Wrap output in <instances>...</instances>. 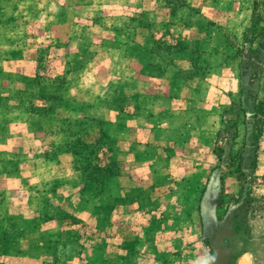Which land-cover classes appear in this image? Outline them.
<instances>
[{
	"label": "crops",
	"instance_id": "0c3cea01",
	"mask_svg": "<svg viewBox=\"0 0 264 264\" xmlns=\"http://www.w3.org/2000/svg\"><path fill=\"white\" fill-rule=\"evenodd\" d=\"M7 1L15 7L17 19L31 15L42 25L49 46L54 47L50 52L65 48L64 63L74 57L88 59L81 60V64L88 61L87 68L78 66L80 71L69 85L82 88L74 96L89 109L88 118L111 126L110 147L118 153L121 173L105 180L99 195L91 198L80 191V176L67 155L51 160L36 157L51 147L42 143L41 129L43 138L53 130L59 142L64 140L53 124L48 128V117L0 111V264L149 263L157 244L146 240L147 217L153 213L146 203L160 198L165 185L175 182L176 163L160 152L174 142L186 150L192 145L189 136L198 132L192 120L197 82L187 79L189 89L179 94L166 76L165 60L179 53L158 55L150 48L157 36L145 25L143 14L156 20L165 6L156 0ZM45 6L52 11H45ZM114 9L120 12L110 11ZM140 15L144 25H133ZM169 20L171 25L179 23ZM85 22L100 26L98 33L89 34L82 26ZM119 22L121 26L116 25ZM16 54L13 63H21L20 69L24 50ZM180 55L177 68L188 70L190 52ZM9 57H1L3 72L25 77L24 72L5 66ZM86 78L104 95L90 96L84 90ZM11 86L0 81V91ZM92 128L95 138L97 129Z\"/></svg>",
	"mask_w": 264,
	"mask_h": 264
},
{
	"label": "rangeland",
	"instance_id": "374dc122",
	"mask_svg": "<svg viewBox=\"0 0 264 264\" xmlns=\"http://www.w3.org/2000/svg\"><path fill=\"white\" fill-rule=\"evenodd\" d=\"M156 1L168 7L158 12L161 14L156 20L149 18L147 12L143 19H151L149 23L158 43L172 45L170 54L179 53L165 59L169 66L166 76L173 88L180 94L189 89V86L185 87L187 79L197 82L192 86L198 95L192 120L196 127L193 129L198 132L189 136L188 142L192 145L186 150L181 145L175 147L174 142L160 152L162 158L176 163L175 182L165 185L160 198L146 203L153 210L147 217L146 240L157 244L156 249L153 248L155 254L147 264H204L207 257L213 258L210 264H264V112L258 118L254 114L255 105L262 103L264 108V53L250 62L235 57L242 33L250 25L251 11L255 9L264 16V0ZM15 10L10 16H4L6 29L3 32L0 27V58L10 55L5 59V66L15 72H24L31 80V92L24 90L20 99L29 95H50L54 89L58 97L56 102L33 100V105L64 106L48 118L87 117L89 109L78 104L74 96L82 88L69 84L77 77L78 66L84 64L83 68H87L88 61L85 60L88 59L74 57L64 63L65 48L57 47L56 51L50 52L54 47L49 46L42 25L31 20V15L24 20L17 19ZM44 10L52 11L48 6ZM170 18L179 20L178 24H173L176 27L169 25ZM82 26L92 35L97 34L100 27L88 22ZM129 48L136 49L134 46ZM12 49L24 50V63L20 69L17 66L21 63H13L17 54H11ZM184 51L191 54L188 70L177 68ZM209 69H215V72L207 71ZM251 73H257V76L251 78ZM86 79L84 90L90 96L104 95L103 89ZM10 85L0 91V103L6 104L0 105V111L4 113H14L6 109L17 104L7 98H15L17 91H22V83L16 78ZM88 103L94 105L95 101ZM190 117L187 120H191ZM92 129V126L80 129L79 133L87 143L95 139ZM111 129L107 126L108 132ZM41 130L42 143L54 148L60 137L52 130L43 138L44 129ZM117 154L113 150L119 175L121 163ZM68 157L71 165L72 158ZM182 162H186L185 167H178Z\"/></svg>",
	"mask_w": 264,
	"mask_h": 264
},
{
	"label": "trees",
	"instance_id": "16d2710c",
	"mask_svg": "<svg viewBox=\"0 0 264 264\" xmlns=\"http://www.w3.org/2000/svg\"><path fill=\"white\" fill-rule=\"evenodd\" d=\"M7 6H9L12 11H6ZM13 6V5H12ZM10 6L7 0H4L0 3V27L1 32L6 29V24L3 22L5 20L4 16L12 14L15 10V7ZM165 8L168 5H164ZM178 9V8H177ZM169 13L171 16L176 12ZM251 22L249 27L242 33L241 37V45L238 49L235 50V57L242 60V58L246 59L248 62L250 60L257 59V56L262 52L264 53V16L256 13V10L253 9L251 11ZM140 18L133 19L132 24L134 22L137 25H144V21ZM10 22V21H9ZM148 22L147 27L152 26ZM169 21V25H170ZM136 25V26H137ZM154 32V31H153ZM15 45V42L14 44ZM172 45L158 43L157 40L151 42V50L153 53L161 55L164 53H171ZM19 50V49H17ZM16 50L14 49V52ZM243 54L246 55L243 56ZM0 60H3L1 58ZM258 62V60L256 61ZM250 72V71H249ZM257 73H251V78H255ZM13 78H16L17 82L22 83V91H17L15 98H7L15 102L17 105L13 108H8L7 111L14 113H24V114H35L43 117L54 115L57 110H62L64 106L59 107H47V106H37L33 105V100H47L56 102L58 97L55 96V90L53 89L52 94L50 95H36L32 97L29 95L26 99H20V96L23 95V91L26 89L31 92L33 87L31 85V80L27 77L23 76H14L11 73H4L0 68V81L6 80L9 84L13 81ZM0 105L6 106V104L0 103ZM67 112V111H64ZM264 108L262 107V103H259L254 106V114L255 117H261L263 115ZM69 113V112H67ZM54 122H56L54 124ZM48 128L52 127L56 129L60 135L64 138L62 139L54 148H45L40 153L36 155L37 158L43 160H51L56 159L60 155H67L72 158L71 166L74 172H77L80 176V184H81V192H86L91 198H96L101 190L102 184L105 180L109 178H113L118 175L119 166L116 160L113 158V150L111 149V137L110 132L107 130V126L101 121H95L91 118L81 116L79 119L70 120L69 118L59 117V119L49 118L47 119ZM260 125V123H259ZM88 126H96L97 135L92 143H87L80 135V129L82 127ZM221 152V149H217ZM217 156V155H216ZM219 159V155L217 156Z\"/></svg>",
	"mask_w": 264,
	"mask_h": 264
},
{
	"label": "clouds",
	"instance_id": "9594fccd",
	"mask_svg": "<svg viewBox=\"0 0 264 264\" xmlns=\"http://www.w3.org/2000/svg\"><path fill=\"white\" fill-rule=\"evenodd\" d=\"M212 257H207L204 261V264H210V261L212 260Z\"/></svg>",
	"mask_w": 264,
	"mask_h": 264
}]
</instances>
